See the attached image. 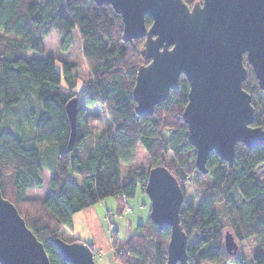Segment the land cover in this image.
Returning a JSON list of instances; mask_svg holds the SVG:
<instances>
[{
  "label": "trees",
  "instance_id": "1",
  "mask_svg": "<svg viewBox=\"0 0 264 264\" xmlns=\"http://www.w3.org/2000/svg\"><path fill=\"white\" fill-rule=\"evenodd\" d=\"M183 1L191 8L201 0ZM144 20L149 28L151 18L145 15ZM0 31V126L6 111L24 99L31 97L38 105L28 114L31 135L0 127V192L42 243L50 264H68L54 240H64L59 232L71 228L75 213L107 198L127 201L139 189L144 191L134 171L123 175L120 169L133 162L138 146L149 158V169L164 166L184 195L186 180L193 178L194 186L201 183L194 191L198 204L183 201L179 210L188 264H264V178L260 182L255 176L264 166V146L236 144L231 167L210 153L206 174L199 173L182 119L187 80L181 75L178 87L150 115L138 116L131 92L137 68L148 63L139 52L144 39L123 42L121 16L110 5L97 6L93 0H0ZM52 31L60 38L61 52L72 47L74 31L82 41L90 78L79 93L74 90L73 64L61 62L57 70L50 55L27 57L28 52L45 54L43 41ZM8 35L13 37L4 39ZM243 61L247 77L242 89L250 94L254 109L251 126L264 128V92L245 55ZM71 97L78 99V113L75 140L68 149L65 104ZM95 106L103 108L108 125L92 134L84 115ZM46 159L52 162L48 195L41 201L26 198L27 189L41 185ZM69 168L81 185L68 177ZM226 232L238 246L254 240L257 246L250 258L226 253ZM169 236L168 227L160 230L149 218L127 239L113 229V259L120 264H165Z\"/></svg>",
  "mask_w": 264,
  "mask_h": 264
},
{
  "label": "water",
  "instance_id": "2",
  "mask_svg": "<svg viewBox=\"0 0 264 264\" xmlns=\"http://www.w3.org/2000/svg\"><path fill=\"white\" fill-rule=\"evenodd\" d=\"M93 1L97 6L110 5L121 16L123 42L144 39L139 52L148 63L137 68L131 92L138 116L150 115L178 87L181 75L187 80L182 119L199 173L206 174L210 153L231 167L236 144L248 149L264 146V128L251 126V96L242 89L245 55L264 92V0H201L191 8L183 0ZM145 15L151 18L149 28ZM77 113L78 99L71 97L65 104L68 149L75 140ZM144 192L150 201L149 219L160 230L170 229L165 264H188L179 218L184 194L176 178L164 166L153 167ZM54 244L68 264H96L83 241L56 238ZM224 249L229 255L238 250L229 232L224 235ZM0 264H50L42 243L1 192Z\"/></svg>",
  "mask_w": 264,
  "mask_h": 264
},
{
  "label": "rangeland",
  "instance_id": "3",
  "mask_svg": "<svg viewBox=\"0 0 264 264\" xmlns=\"http://www.w3.org/2000/svg\"><path fill=\"white\" fill-rule=\"evenodd\" d=\"M2 35L3 34L0 31V36ZM12 37L13 35H8V36H5L4 39L9 40ZM59 41H60V38L58 34L55 31H52L43 41L44 47H45V54L39 55L33 52H28L27 57L28 58L46 57L50 55L56 61L55 65H56L57 70H60L61 62L73 64L75 67L73 70V74L76 76V86L74 90L76 93H79L82 87L84 86V84L90 78V72H89L87 63L82 55V41L79 38L78 33L74 31L73 32V44H72V47L67 52H61L59 50L58 48ZM82 101H83V98L81 99V102ZM37 109H38V105L36 101H34L33 98L29 97L28 99H24L21 103H19L15 107L6 111L4 121L0 127L13 130L19 135L29 136L32 133L33 125L30 121L28 114H29V111L37 110ZM84 118L86 119L89 130L92 134L102 132L104 129H106L108 125L106 116L104 114V110L103 108L99 106H95L93 108H88V109L86 108ZM51 165H52V162L46 159L45 166L42 170L41 185L33 186L27 189L25 191L26 198L36 199L38 201L39 200L41 201L44 198H46V196L49 193V178L51 176V170H50ZM149 167H150L149 158L146 152L140 146L137 147L136 152H135V158L131 164L129 165L121 164L120 165L121 173L123 175L127 172V170L134 171L137 174V181L139 182V186L145 184L146 175L148 173ZM255 176L258 181L260 182L263 181V178H264V166L263 165L256 169ZM68 177L74 182H76L77 184L81 185V180L79 176L76 173L72 172L70 168L68 169ZM192 179L190 178L186 180L183 184V189L185 192L184 201L187 203L190 202L192 205L196 206L198 204V198L195 195L194 191L196 188L200 187L201 183H199L198 186L196 185L194 186L195 180H192ZM197 181L200 182V180H197ZM128 200H127V206L130 208V212L124 211V208H125L124 203L121 201L119 204V208H118L119 209L118 211L120 212V214L115 215L118 221L117 222L118 225H116L117 229H119L118 226H120L121 228V232H118L119 238L120 236H123L122 238H125L126 235L128 238L129 237L128 234L131 235L136 231L135 224L137 222H142L141 220L145 219L144 216H146L147 219L149 218L150 201L144 191L139 189L135 197L133 199H128ZM107 201H113V199L107 198ZM86 209H89V210H86ZM86 209L82 210L75 216V219H76L75 232L78 235V238H80V240L75 239L74 241H82V238H84V236L89 235V224L87 220H90L92 222L91 227L93 228L95 227V230H93L92 232L90 231V236H94L98 239L97 240L98 246L95 245L94 243L93 244L86 243V244L90 246L93 252L95 263L96 264H120L119 262L113 259L114 251L111 245V234H112V230L115 229L114 228L115 223H114V220L112 219V216L110 215L111 222L114 225H113V228L110 230H109L107 218H103L104 216L101 217L104 223V227H103L104 232H105V235H104L102 234V231L100 230V228L99 229L97 228L96 214L94 213V217L91 215L90 209H93L92 206ZM128 222L131 224L130 231H128L122 225V224H127ZM62 229L59 232V235L61 236V238H63L64 241L66 242H69V243L73 242L71 241V238H73L71 236L72 235L71 231L70 232L68 230L62 231ZM256 246L257 245L253 239L247 240L239 244L237 254H243L247 258H250L254 250L256 249ZM229 264H232V263H229Z\"/></svg>",
  "mask_w": 264,
  "mask_h": 264
},
{
  "label": "crops",
  "instance_id": "4",
  "mask_svg": "<svg viewBox=\"0 0 264 264\" xmlns=\"http://www.w3.org/2000/svg\"><path fill=\"white\" fill-rule=\"evenodd\" d=\"M112 199H113V201H107V199H105V200H103L101 202H98L97 204L93 205L94 207L92 206L93 209H90L91 215L93 217H94V213L96 214L97 228L98 229L100 228V230L102 231V234H104V235H105L104 228H103L104 227V223H103L101 217L104 216L103 218H106V214L107 213H110V215L112 216V219L114 220V223H115V225L113 224L114 228L117 230V232H121L120 226H118L119 229H117L116 225H118L117 224L118 221H117V219L115 217V215L120 214V212L118 211L119 210L118 208H119V204H120L121 201H120V198H112ZM86 210H89V209H86ZM78 213L79 212L75 213L73 215V217H72V226H71V228L70 229L69 228H63L62 229V231H64V230H68L69 232L71 231V234H72L71 236L73 237V238H71V241H74L75 239H79L80 240V238H78V235L75 232V226H76L75 216ZM144 213H145V211H144ZM144 217H145V219L141 220L142 222H137L135 224V227H136L137 224L145 222V220L147 218H146V216H144ZM87 221H88V224H89V235L84 236V238H82V241H84L85 243H92V244L94 243L95 245L98 246V241H97L98 239L96 237H94V236H90V231L92 232L93 230H95V227L94 228L91 227L92 222L90 220H87ZM136 221H138V220H136ZM122 225L128 231H130L131 224L129 222L127 224H122ZM128 236H130V234H128ZM122 237L123 236H120V239H125V238H127V235L125 236V238H122Z\"/></svg>",
  "mask_w": 264,
  "mask_h": 264
},
{
  "label": "built area",
  "instance_id": "5",
  "mask_svg": "<svg viewBox=\"0 0 264 264\" xmlns=\"http://www.w3.org/2000/svg\"><path fill=\"white\" fill-rule=\"evenodd\" d=\"M122 199V202L124 203V211L125 212H130V208L127 206V201L124 197L121 198ZM106 218L108 220V226H109V230L113 228V224L111 222V216H110V213H107L106 214Z\"/></svg>",
  "mask_w": 264,
  "mask_h": 264
},
{
  "label": "bare ground",
  "instance_id": "6",
  "mask_svg": "<svg viewBox=\"0 0 264 264\" xmlns=\"http://www.w3.org/2000/svg\"><path fill=\"white\" fill-rule=\"evenodd\" d=\"M129 201V200H128ZM133 228V227H132ZM74 231V230H73ZM188 260V259H187Z\"/></svg>",
  "mask_w": 264,
  "mask_h": 264
}]
</instances>
